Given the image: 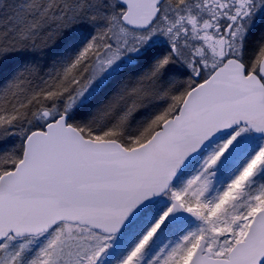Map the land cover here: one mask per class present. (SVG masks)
I'll return each instance as SVG.
<instances>
[{"label":"snow or ice","instance_id":"1","mask_svg":"<svg viewBox=\"0 0 264 264\" xmlns=\"http://www.w3.org/2000/svg\"><path fill=\"white\" fill-rule=\"evenodd\" d=\"M4 7L18 26L0 41V71L15 60L0 142L19 143L0 151V264H264V140L218 175L245 136L264 137V35L248 44L264 0ZM53 35L45 79L28 58ZM128 65L140 71L97 102ZM170 224L180 234L159 240ZM125 231L140 235L113 256Z\"/></svg>","mask_w":264,"mask_h":264},{"label":"rangeland","instance_id":"2","mask_svg":"<svg viewBox=\"0 0 264 264\" xmlns=\"http://www.w3.org/2000/svg\"><path fill=\"white\" fill-rule=\"evenodd\" d=\"M30 1H33V0H30ZM34 1L35 2H41L43 0H34ZM260 18L261 17L257 18L255 26L258 25L259 22L261 21ZM260 24H261V26H259V28L255 29V30H257V32L259 30L262 31L264 29V21L260 22ZM48 28L52 31L51 27H48ZM253 38H256V36ZM57 45H58L57 48L59 50L61 47L60 42L59 43L57 42ZM53 56H54L53 62L50 64V67L46 70L45 74L48 73L50 70H54L53 65L55 62V54ZM139 71H140L139 67H137L135 65H128V66L124 67L120 72H118L114 75V77L111 79V81L104 88L105 91L103 90L99 94V96L97 97V102L102 100L103 96L106 93L107 88H111L113 90L115 88V86L119 83L120 80H122L123 78H125L126 76H128L132 73L136 74ZM45 74L42 77L47 79V76ZM184 76L186 78V76H187L186 73ZM6 82L7 81H5V83ZM4 84L0 87H3ZM39 84H40V81H39ZM153 104H155L156 107H164L165 106V105L161 104L160 102H157V103L153 102ZM79 118H81L80 115L77 116V119H79ZM9 140L10 141L15 140L16 142L19 143V137L18 136L9 137L8 140H6L4 142H0V151H1V149H3L2 146H4L6 144V142L8 143ZM262 140H264V138L256 137L254 134H250V135L245 136L243 138V140L240 142V144L233 150L232 154L230 156H228L227 158H225L223 160V162L220 164L218 175L220 177L226 179L227 178L226 174L230 170L235 169V167L237 165L242 166L246 162L247 158H249L259 148ZM210 147H212V146H210ZM202 156H203V154H201V156H198L191 164H189L185 168V170L180 175L182 177H186L187 175H189L195 168H197L199 166V163L202 159ZM166 203H168L167 199H161V200L157 201L155 206H154L155 210L152 213H150V215L155 217L157 215L158 211L161 208H163ZM145 226H147V221H145ZM174 227H175L174 224H170L168 226V228H166L164 230V232L160 234L159 240L166 242L168 237L179 235L180 233L178 231H174ZM139 235H140V232L137 231L136 237L129 238V233L127 231H125L124 234L120 236L119 240L116 241V248L113 250V256L122 255L127 250V246H129L132 243L134 238H138Z\"/></svg>","mask_w":264,"mask_h":264},{"label":"trees","instance_id":"3","mask_svg":"<svg viewBox=\"0 0 264 264\" xmlns=\"http://www.w3.org/2000/svg\"><path fill=\"white\" fill-rule=\"evenodd\" d=\"M35 1H30V0H0V41L3 40V33L8 32L10 29L17 27V23L15 20L11 19V13L6 9V7H4L5 5H20V4H29V3H34ZM41 2H51L54 5L55 4H62V3H67L70 2V0H43ZM29 19H31V17L29 16ZM263 29V28H262ZM47 32H51V30L49 28L46 29ZM9 35H11V33H9ZM42 35H44V33H42ZM264 35V29L262 31H258V33L255 35L256 38H253V40L251 39L249 42V51L251 52L252 50H254V48L256 47L260 37ZM254 36V37H255ZM255 39V40H254ZM37 44L41 43V40L37 39ZM57 42H60V39L58 36L53 35L50 39L47 38L45 36V39L43 41V46L40 47L37 52L35 54H32L31 56H29V60L33 61L37 64H39L40 66V76H43L46 72V70L50 67V64L53 62L54 59V54L59 51L57 48ZM11 57L13 58H19V57H23L27 54H18V53H12L9 54ZM15 63V60L10 59L8 61L5 62V64L3 65L4 67V71H0V86H2L5 81H7V79H9V74L7 71L8 66L12 65ZM132 75H135V73H132ZM39 79L35 80V84L39 85ZM111 88H107L105 95L103 96L102 100L108 95V93L111 91ZM105 91V90H104ZM11 98L9 97V100ZM14 102V101H13ZM0 103H4L5 106H7V101H0ZM157 103V102H156ZM155 105V104H154ZM14 144H18V142L14 141H10L2 146L3 149L2 150H7V148L11 147Z\"/></svg>","mask_w":264,"mask_h":264},{"label":"flooded vegetation","instance_id":"4","mask_svg":"<svg viewBox=\"0 0 264 264\" xmlns=\"http://www.w3.org/2000/svg\"><path fill=\"white\" fill-rule=\"evenodd\" d=\"M260 19H261L260 22H263V21H264V17H261ZM260 22H259V24H260ZM259 24L255 26V29H256V28H259V26H261V24H260V25H259ZM257 33H258L257 30H254V31H253L252 35L249 37L248 44H249V42H250L251 39L253 40V37H254ZM185 73H186V75H188V73H187L186 70L184 71L183 75H185Z\"/></svg>","mask_w":264,"mask_h":264},{"label":"water","instance_id":"5","mask_svg":"<svg viewBox=\"0 0 264 264\" xmlns=\"http://www.w3.org/2000/svg\"><path fill=\"white\" fill-rule=\"evenodd\" d=\"M254 135H255V134H254ZM255 136H256V137H259V138H264V137H260V136H257V135H255ZM197 157H198V156H197ZM197 157H195V158H194L189 164H191V163H192ZM189 164H188V165H189ZM184 170H185V169H184ZM184 170H183V171H184ZM183 171H182V172H183ZM182 172H181V173H182Z\"/></svg>","mask_w":264,"mask_h":264}]
</instances>
